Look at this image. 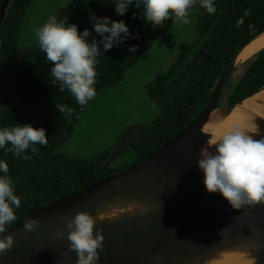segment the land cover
Returning <instances> with one entry per match:
<instances>
[{"label": "trees", "instance_id": "obj_1", "mask_svg": "<svg viewBox=\"0 0 264 264\" xmlns=\"http://www.w3.org/2000/svg\"><path fill=\"white\" fill-rule=\"evenodd\" d=\"M33 1L11 0L0 41V128L30 123L35 128H45L48 137L47 146L35 145L39 149L35 155L28 149L17 157L6 152L10 144L0 148V160L8 163V176L15 194L21 198L12 225L45 204L132 166L181 133L208 104L221 76L241 49L264 32V0H214L215 14H208L197 0L190 9L198 12L197 38L183 42L176 61L146 86L149 97L160 106L161 115L149 124L127 127L115 145L96 157H73L59 148L74 133L90 101L81 107L69 91H61L52 83L53 65L39 44L21 46V29ZM136 2L133 0L120 16L115 11V0H71L57 18L58 22L78 25L81 34L88 29L89 43L93 37L103 39L89 19L93 12L97 17L122 20L128 25L132 35L119 46L105 52L103 45H99L101 54L95 65L98 75L94 85L97 94L122 80L125 72L173 24L169 19L153 27L143 18V6L135 7ZM133 47L134 52L130 51ZM242 66L244 73L231 78L226 85L222 106L240 102L264 89V48ZM57 103L73 108L74 112L60 113ZM24 156L31 158L24 160Z\"/></svg>", "mask_w": 264, "mask_h": 264}, {"label": "water", "instance_id": "obj_2", "mask_svg": "<svg viewBox=\"0 0 264 264\" xmlns=\"http://www.w3.org/2000/svg\"><path fill=\"white\" fill-rule=\"evenodd\" d=\"M11 0L0 7V41ZM237 54L217 83L211 99L199 116L181 133L132 166L103 178L85 189L45 204L4 233L15 236L14 247L0 264H76L68 251L69 241L57 240L65 220L80 211L96 217L95 232L104 242L97 264H208L224 252L247 255L251 264H264V203L233 209L219 194H210L198 159L202 147L236 108L264 89L240 102L224 105L231 78L244 73ZM252 114L254 127L247 131L255 140L264 139V117ZM210 151H215L210 148ZM134 207L132 212L103 217L111 208ZM99 213V217L97 215ZM39 220L32 232L27 220ZM174 230V231H173Z\"/></svg>", "mask_w": 264, "mask_h": 264}, {"label": "clouds", "instance_id": "obj_3", "mask_svg": "<svg viewBox=\"0 0 264 264\" xmlns=\"http://www.w3.org/2000/svg\"><path fill=\"white\" fill-rule=\"evenodd\" d=\"M133 0H115V11L123 16ZM197 0H137L135 7L143 6V18L153 27L164 24L171 19L172 23L190 24L188 19L190 9L195 7ZM200 7L208 14H215L217 8L214 0H199ZM135 15V14H134ZM93 22L94 31L103 37L101 40L87 38L91 35L88 29L81 34L78 25H68L57 21L56 16L49 19L39 28L34 29L41 51L51 62L52 83L58 85L61 91H69L76 102L85 106L92 100L97 90L95 65L101 54L99 45L104 51L119 46L131 36L128 25L122 20H112L110 17H97L93 12L89 17ZM121 34H124L123 36ZM130 51H135L133 47ZM62 114L71 115L74 109L66 105L56 104ZM46 129L35 128L32 124H17L12 127L0 128V148L6 152L21 156L31 149L33 155L39 149L35 145L48 144ZM214 148L215 151H210ZM198 159L199 169L204 174V185L210 194L219 193L235 210L242 207L255 206L264 203V139L255 140L252 135L241 128H235L221 135L218 139L211 138L202 147ZM24 156V160L30 159ZM0 258L7 256L14 247L15 236L4 235L17 217L15 209L21 205L20 196L15 194L11 178L8 176L9 165L0 160ZM99 217V213H97ZM96 217L88 211H80L65 220L64 229L55 234L57 240L65 238L70 242L68 251L77 255L76 264H97L99 249L102 248L104 236L101 232L94 233ZM39 225V220L30 219L24 223V230L32 232ZM174 231V230H173Z\"/></svg>", "mask_w": 264, "mask_h": 264}, {"label": "rangeland", "instance_id": "obj_4", "mask_svg": "<svg viewBox=\"0 0 264 264\" xmlns=\"http://www.w3.org/2000/svg\"><path fill=\"white\" fill-rule=\"evenodd\" d=\"M70 1L34 0L21 29V46L36 47L39 43L34 29L50 16L58 18ZM197 13L195 9L190 10V24L173 23L139 62L125 72L122 80L96 94L86 106L74 133L66 138L59 151L73 157H96L115 145L127 127L149 124L158 118L162 110L156 100L149 97L146 86L176 61L183 42L197 38Z\"/></svg>", "mask_w": 264, "mask_h": 264}, {"label": "bare ground", "instance_id": "obj_5", "mask_svg": "<svg viewBox=\"0 0 264 264\" xmlns=\"http://www.w3.org/2000/svg\"><path fill=\"white\" fill-rule=\"evenodd\" d=\"M262 48H264V35L250 43V45H248L239 55L238 61H245L246 57L247 60L255 52ZM251 112L257 113L264 117V95H255L251 99L244 102L242 106L236 108L227 118L221 122V124L212 126L213 135L217 137L218 135L224 134L235 128L249 130V127H251L249 124H252L254 127ZM133 210L134 207L131 206L127 208L114 206L111 208L110 212L103 213L101 216L108 217L111 215L122 214L125 211L132 212ZM251 262L252 261L248 259L247 255L233 251L220 254L216 259L212 260L208 264H251Z\"/></svg>", "mask_w": 264, "mask_h": 264}]
</instances>
